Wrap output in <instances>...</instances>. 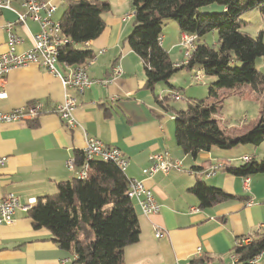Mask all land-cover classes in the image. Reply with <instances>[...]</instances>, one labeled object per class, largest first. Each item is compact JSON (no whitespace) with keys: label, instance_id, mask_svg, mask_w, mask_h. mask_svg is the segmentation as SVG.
I'll list each match as a JSON object with an SVG mask.
<instances>
[{"label":"crops","instance_id":"1","mask_svg":"<svg viewBox=\"0 0 264 264\" xmlns=\"http://www.w3.org/2000/svg\"><path fill=\"white\" fill-rule=\"evenodd\" d=\"M72 1L79 0L58 3L56 13L62 9L59 18L54 14L56 22L61 19L63 7ZM86 1L109 5V11L102 15V33L95 40L77 46L92 53V58L83 65L88 76L92 80L109 81L107 84L94 83L76 95L37 65L12 70L0 81L3 95L0 112L34 103H40L46 110L30 124H0V158L6 159V165L0 169V198L14 194L20 204L14 222L0 225V264H74L73 255L60 249L48 230L35 228L29 211L22 208L33 201L32 208L38 199L54 195L58 183L72 179L66 162L84 147V133L119 149L128 159L126 177L143 183L159 206L156 214L146 217L133 201L140 237L137 243L124 248L125 264H235L232 257L236 244L244 237L264 231V175L248 177L249 185L244 189L243 178L230 173L227 166H241L242 156L259 162L263 152L257 154L259 146L240 145L230 150L212 148L196 157L186 155L174 138L173 109L184 110L195 99L197 90L190 87L184 90V96L180 92L183 90H177L179 101L171 98L170 108L159 105L155 96L160 95V99L169 96L165 94L169 88L165 84L147 88L143 62L127 42L134 24L131 0ZM12 8L22 12L15 3ZM11 21H14L11 12L0 11V54L6 51L4 25ZM167 26H171L172 32L162 30L161 45L173 63L181 64L185 48L178 45L180 35L174 23ZM14 30L22 39L17 51L30 49L38 25L27 21L25 26L15 25ZM178 56L181 58H173ZM114 64L121 68V75L112 78ZM58 68L64 70L61 65ZM174 78L169 83L176 88ZM66 94L77 99L74 115L80 127L71 130L51 113ZM186 95L192 98L187 99ZM243 133L226 134L235 137ZM163 151L181 162L182 171L147 178L142 171L149 167L151 155ZM215 167L221 168L207 177L206 173ZM198 180L221 190L229 198L200 208L190 191ZM248 202L252 204L248 206ZM155 227L163 232L161 239L154 237ZM198 248L202 249L203 257L195 259ZM257 264H264V252Z\"/></svg>","mask_w":264,"mask_h":264},{"label":"trees","instance_id":"2","mask_svg":"<svg viewBox=\"0 0 264 264\" xmlns=\"http://www.w3.org/2000/svg\"><path fill=\"white\" fill-rule=\"evenodd\" d=\"M217 5L219 13L200 10ZM133 29L127 38L130 49L143 62L146 86L153 89L165 84L177 92L170 79L180 71L202 73L209 81L207 99H192L184 110H174V138L177 146L191 157L212 148L230 150L240 145L258 147L264 141V118L239 136L231 137L220 127L216 115L222 91L251 88L264 97V73L256 68V60L264 57L261 34L252 38L243 31L240 17L258 11L264 22V0H131ZM109 11L106 2L93 4L86 0L66 4L59 21L64 44L58 61L69 66H83L92 58L91 51L78 49L95 40L103 31L102 15ZM175 23L179 35L195 37L187 60L175 64L161 45L162 29ZM216 33L217 42L210 47L202 39ZM155 96L162 107L170 108L169 96ZM209 99L214 102L208 103ZM77 166L84 162L75 153ZM88 176L72 177L57 184L54 195L36 201L29 210L35 228L50 232L57 246L73 255L74 264H125L123 250L140 237V226L133 202L128 198L129 179L114 163L100 160L88 162ZM226 168V167H225ZM240 178L264 175V155L237 168L227 166ZM200 208L227 200L228 195L203 181L190 189ZM250 242H239L233 248L235 264H257L255 258L264 252V231L249 236Z\"/></svg>","mask_w":264,"mask_h":264},{"label":"built area","instance_id":"3","mask_svg":"<svg viewBox=\"0 0 264 264\" xmlns=\"http://www.w3.org/2000/svg\"><path fill=\"white\" fill-rule=\"evenodd\" d=\"M64 0H0V11H8L14 15V21L7 22L4 25L6 33V51L0 54V81L12 70L22 69L29 65H37L45 71L60 80L64 89H72L76 95H81L86 89L90 88L94 83L105 85L109 81L92 80L84 66H69L60 64L58 61V53L60 47L64 44V39L61 34V27L56 26V21L53 19L57 10L58 3ZM15 3L22 10L18 12L12 8ZM129 16L126 17L128 19ZM27 21H31L38 25V31L31 38V48L25 52H18L17 48L21 45L22 39L17 36L14 30L15 25L25 26ZM195 37L187 34L179 36L178 45L182 48L183 44H193ZM185 56V55H184ZM62 66L64 70H59L58 66ZM121 75V68L114 64L112 67V78ZM199 82L198 79L195 78ZM166 95L180 98L179 93L174 91H166ZM3 95L0 94V97ZM181 99V98H180ZM77 108V99L74 96L66 94L64 100L56 105L51 113L56 115L60 122L67 129L80 127L77 122L74 112ZM46 110L40 103L30 104L21 108L14 109L9 112H0V124H8L15 122H24L30 124L43 115ZM85 144L79 151L84 156V162L81 166L76 165L75 158L69 159L66 162L68 170L73 177L80 180L85 179L90 171L88 162L90 160H100L114 163L121 171H125L128 166V159L117 148L105 145L102 141L89 137L84 133ZM242 164H247L251 161L248 156L239 158ZM6 165V159L0 158V169ZM221 168V167H219ZM219 168H212L206 176H211ZM174 171H182V164L179 161L173 160L167 151L156 153L150 157V165L142 171L143 175L151 178L156 174L168 175ZM244 189L248 188L249 178H243ZM128 198L135 201L142 215L148 217L158 212L159 206L155 201L152 192L147 189L143 183L137 181H129ZM29 205L23 207L24 211H29L33 201ZM252 202H248L250 206ZM20 208L19 201L14 194H7L0 198V225H11L14 222V215L17 209ZM195 211L192 209V212ZM154 237L161 239L163 232L159 228H154ZM250 237H244L240 240V244L247 245L250 242ZM260 256V255H259ZM259 256L255 258L257 263ZM203 257L201 248H198L194 253V258ZM235 262V259L232 258Z\"/></svg>","mask_w":264,"mask_h":264},{"label":"rangeland","instance_id":"4","mask_svg":"<svg viewBox=\"0 0 264 264\" xmlns=\"http://www.w3.org/2000/svg\"><path fill=\"white\" fill-rule=\"evenodd\" d=\"M63 8H65V6ZM61 9H59V11L56 13V19L59 18L58 16L60 15ZM200 11L204 13H219L221 12V8L217 5H210L201 9ZM240 20L246 24L243 28V31L252 38H257L258 35L261 34L262 42L264 44V22L259 12H246L240 17ZM168 23L173 22L170 21ZM167 24L163 26L162 30L172 32V30H170L171 26H167ZM163 33H165V31H163ZM202 41L208 46L212 47L217 42V35L216 33L208 34L202 39ZM176 52H178V50ZM173 58L178 59L181 58V56ZM182 60H184V58H181L180 62ZM256 68L260 72L264 73V57L256 60ZM191 74L193 76L194 72ZM198 75L200 77L199 82L185 71L176 73L172 78L176 77L174 78V80H177L175 85L176 89L183 90L180 91L183 93V96L184 90L187 91L191 89L190 87H193L197 90V93L193 98H195L196 100H202L205 98L207 99L209 78L204 76L202 73H199ZM192 92L194 91L192 90ZM186 98L189 99L192 97L191 95H186ZM217 101H219L217 103L219 108L216 119L218 120L220 127H222V129H224L227 134L233 135L241 132H246L251 127H253L261 117L264 118V97L261 94L254 92L251 88L243 87L241 89H236L233 91H222L219 93V99ZM207 102L211 103L214 102V100L209 99ZM256 150L257 154L262 152L264 154V141Z\"/></svg>","mask_w":264,"mask_h":264},{"label":"bare ground","instance_id":"5","mask_svg":"<svg viewBox=\"0 0 264 264\" xmlns=\"http://www.w3.org/2000/svg\"><path fill=\"white\" fill-rule=\"evenodd\" d=\"M56 26H60V23H59V22H56ZM182 48H185V54H184V55H185V56H184V61H185V59L187 60V58H188L189 55H190V52H191V50H192V48H193V44H183ZM184 61H183V62H184ZM195 78L198 79V80L200 81V77H199L198 74L195 75ZM169 97L172 98V99L175 100V101H179V100H180V98L172 97V95H169ZM104 162H105V161H104ZM215 168H218V167H215ZM232 258L235 259V257H232Z\"/></svg>","mask_w":264,"mask_h":264}]
</instances>
